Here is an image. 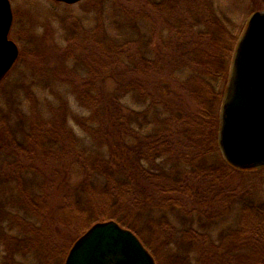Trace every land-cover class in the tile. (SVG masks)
<instances>
[{
  "label": "rangeland",
  "instance_id": "obj_1",
  "mask_svg": "<svg viewBox=\"0 0 264 264\" xmlns=\"http://www.w3.org/2000/svg\"><path fill=\"white\" fill-rule=\"evenodd\" d=\"M9 2V38L19 55L0 82V264H64L74 243L108 215L136 226L155 264H264V167L238 170L222 158L218 79L196 82L204 147L176 128L174 137L162 134L174 124L153 101L147 113L158 118L128 119L132 94L121 114L127 128L143 127L126 155L128 137L106 132L111 106L95 118L82 101L86 90L113 93L117 79L141 71L143 56L156 62L155 75L164 73L158 51L175 57L184 43L209 76L226 68L228 78L238 38L264 0ZM170 91H163L168 100ZM215 118L216 146L209 133ZM153 138L160 140L157 160L131 166L134 142L139 148Z\"/></svg>",
  "mask_w": 264,
  "mask_h": 264
},
{
  "label": "water",
  "instance_id": "obj_2",
  "mask_svg": "<svg viewBox=\"0 0 264 264\" xmlns=\"http://www.w3.org/2000/svg\"><path fill=\"white\" fill-rule=\"evenodd\" d=\"M68 5L83 0H52ZM13 15L0 0V82L18 58L8 40ZM218 146L238 170L264 167V11L254 12L235 46L220 107ZM64 264H155L137 236L115 221L91 226L69 250Z\"/></svg>",
  "mask_w": 264,
  "mask_h": 264
},
{
  "label": "trees",
  "instance_id": "obj_3",
  "mask_svg": "<svg viewBox=\"0 0 264 264\" xmlns=\"http://www.w3.org/2000/svg\"><path fill=\"white\" fill-rule=\"evenodd\" d=\"M228 35H232L228 33ZM235 37V36H234ZM235 42V38L233 40ZM184 48L178 47L177 53L175 50L172 51L173 55L175 53V57L171 56L172 54H168V56H163L160 51H158V54L161 55V66L166 69L164 73L158 72L156 75L153 73L154 71L151 70V66L156 65V62L154 60H151L148 56H143L142 59L139 61L141 62L142 69L138 74H131V79H127L128 81L124 80H118L117 79V88L113 93L104 91L102 89L97 88L95 92H91L89 90H86L83 98V103L88 105L91 103V106L93 105V115L95 114V118L100 116L104 117L106 113H108V108L111 106L112 109V116L111 119H113V122H111V119L107 121L106 126V132L116 137V135H120V137L126 138L124 140L126 151H123V153L126 152V155H129L130 150H127L128 147V140H135L137 136L141 133L140 127H143L140 123L130 124V128L126 126L125 123V117L121 114V105L124 102L127 107V99L133 94L134 98H131L129 100V106H128V119L133 118L135 122H138L140 119H143L148 117L151 119L158 118L156 115H151L150 113H147V108L151 107L152 101L156 106H161L165 110V114L167 113L168 116H166L162 112L160 113L161 117H165V122L173 123L174 125H170V129L167 131H164L162 134H167L170 137H174L172 133H169L171 129L176 128L181 136H185L188 139H192L194 142L198 141L201 143V145L208 146L205 144V136L201 132L206 131V127H199L196 129L198 123L202 120V115L205 112L204 108L199 107V103L197 102L198 99V89L196 86L197 79H201L200 81L205 80L206 83L210 84L209 81L218 79V82H221V88L220 92L217 94V99L222 98L223 95V85H225L227 81V69L225 68L223 71H216L214 74H211L209 76V69L208 64L206 62H202V66H199V63L194 60L192 54L194 52V46L190 43H184ZM187 46V47H186ZM150 44H147V48L149 49ZM155 47V45H154ZM149 55V54H148ZM156 68V67H155ZM170 70V71H169ZM112 74H116L117 70H108ZM153 71V72H152ZM118 75L120 73L117 72ZM106 76V75H103ZM102 75L99 76V78H103ZM98 78V79H99ZM92 82L93 81L89 80ZM125 82L126 84L130 85L129 87H123L121 85L122 82ZM95 85V84H94ZM171 88V91L169 92L170 100L166 99L167 93H164V89ZM204 86V85H203ZM205 87V86H204ZM104 91V92H102ZM184 93L185 95H183ZM190 100L193 104V106L190 104ZM216 103V102H215ZM217 104V103H216ZM154 106V105H153ZM154 108V107H153ZM86 110H89L85 108ZM214 111V109L212 108ZM216 114L213 116L215 117ZM179 118V120L174 119ZM102 119V118H101ZM163 120V119H162ZM181 120V121H180ZM192 122L193 126L195 128L188 127V123ZM109 123V124H108ZM169 123V124H170ZM197 124V125H196ZM217 118L213 120L212 123H210L209 130L212 134L211 141L212 144L216 146V132H217ZM200 125H203L202 123ZM145 126L151 127L152 122L149 121L148 123H145ZM110 135V136H111ZM164 137V136H161ZM130 138V139H129ZM159 138H153L152 141L149 139L146 142H141V147L136 148L139 146V142H134L132 147L135 148L132 157H130L129 162L131 166H141L144 162H153L156 161L159 157L160 153L158 150V140ZM165 138H163L164 140ZM158 140V141H157ZM138 141V140H136ZM141 141V139H140ZM137 145L135 146V144ZM201 145L198 147L199 150H201ZM115 146L118 148H122V146L119 144V142L115 143ZM209 150V147H207ZM217 150V148H216ZM221 167L224 172L232 171L229 166L221 160ZM141 180L144 181V178H141ZM143 189V187H142ZM162 192L163 195L170 194V191L172 189H167ZM114 190V188H113ZM169 191V192H168ZM111 192V189H110ZM113 220L116 221L121 227L131 230L143 243L142 237L138 235L136 226L132 227V225H127L126 221L124 222L120 221L118 218H115L113 216H105L99 220H96L94 223L97 222H103V221H109ZM122 220V219H121ZM128 223H132L127 221ZM133 224V223H132ZM144 244V243H143Z\"/></svg>",
  "mask_w": 264,
  "mask_h": 264
},
{
  "label": "flooded vegetation",
  "instance_id": "obj_4",
  "mask_svg": "<svg viewBox=\"0 0 264 264\" xmlns=\"http://www.w3.org/2000/svg\"><path fill=\"white\" fill-rule=\"evenodd\" d=\"M9 33H10V31H9ZM9 36V35H8ZM10 39V38H9ZM10 41H12L11 39H10ZM13 42V41H12Z\"/></svg>",
  "mask_w": 264,
  "mask_h": 264
}]
</instances>
